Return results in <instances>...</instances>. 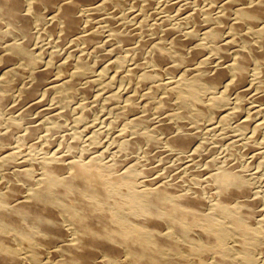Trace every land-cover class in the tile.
Here are the masks:
<instances>
[{
    "label": "bare ground",
    "instance_id": "1",
    "mask_svg": "<svg viewBox=\"0 0 264 264\" xmlns=\"http://www.w3.org/2000/svg\"><path fill=\"white\" fill-rule=\"evenodd\" d=\"M129 1L135 3L141 1L143 3H141L140 9L132 11L130 10L131 7H129L130 11H127L126 7H128L127 2ZM154 1L152 2L154 3ZM199 1L202 2V0ZM205 1L207 3L208 0ZM178 2L180 1L178 0ZM178 2L175 3L178 4ZM169 3L164 2L161 4L163 10L171 9L174 13L158 16L160 19L158 24L159 26L162 25L163 35L159 37L161 33L159 36L157 33H154L159 37L155 39L156 37H151L154 27H150L148 23V12L153 6L151 0H0V100L5 102L8 100L7 107L16 109L17 117L29 122L28 126L25 125L27 127L26 131L22 132L19 138L35 139L33 136L38 134L37 131H43L40 125L46 121L47 124L48 122L51 124L48 119L52 120V124L47 126L45 123L48 127L47 131L55 133L62 122L59 121L60 117L66 116L68 111L66 110L65 112L63 109L65 106L64 98L66 96H76L79 92L86 97L89 96L88 99L86 98L87 101H81L82 105L89 103L98 104V102H101L104 107L109 108L107 114H113V116L111 115L112 117L109 116L111 122L109 124H115L114 126L116 127V121L119 118L122 120L123 117L126 118L124 120L127 126H125L129 127V129L130 127L132 128V144L144 143L143 145H147L152 149L151 147H156L153 145H157V148L158 145L162 146V141H164L167 150L176 149L178 152L184 153V155L188 152L189 155L187 156H191V158L193 155H198L199 157L201 147H198L200 144H196L197 133L190 129L191 126L188 127L189 121H192L194 116L191 114V108L183 102L182 98L180 97L178 100L174 99L173 102H171L172 100L168 101L167 98H161L159 101L154 100L153 103L150 96L152 89L149 92L145 89L146 93H141V97L137 95V84L148 86L153 80V75L158 73L159 68L163 67L164 69V66H161L164 62L161 51L166 49L174 60L178 62L185 61L187 63V68L183 69L184 71L178 77L176 76L179 82L183 83V81L188 80L191 84L198 85V82L205 81L212 88L217 85L220 86L221 93H231L234 95L236 112L240 115L239 126L242 129L246 128L252 114L254 118H256V115H264V0H214L212 6L208 5V8L206 6L205 8H200L195 5L189 8L188 3L184 2L181 5V9H177L176 13L175 8H172V2ZM125 5L127 6L125 7ZM160 10L162 9L160 8ZM155 12L157 13V11ZM34 28H37L35 30L38 31L37 33L34 31ZM42 31L44 35L41 33ZM46 33L51 36V39L52 37H56L59 41L63 40L61 44L63 42L66 43L64 40L69 41V47L65 49L66 54L60 55L61 57L57 56L58 53L61 54L59 46L57 47L59 49L58 53L53 48L49 51L45 50L41 45L46 39L44 42H41V45L36 43L35 40L32 42L33 39L37 41L40 37L42 38ZM234 39L240 40L239 46L233 47ZM38 41H41V39ZM112 41L118 43L117 51L120 49L124 50V52H127L126 55L129 52L135 51L140 55V60L132 61L131 67L126 68L125 63L121 59H110V55L108 54V58L113 61L106 60V62H103L101 70L97 71L100 74V78L104 79L101 75L106 74V70L107 73L110 71L112 79L123 78L125 84H122L119 90H114L115 92L109 89L108 93L102 92L106 87L93 92L91 90L93 86H90V79L81 81L87 76V73L84 71L87 72L89 69L87 64L89 62L86 60L89 56L103 58V52H106L105 47L107 48L109 44L111 45ZM77 43H80L82 47H79L81 45L77 47ZM207 44L210 55L203 58L204 56L201 54L204 53L203 48ZM71 46L77 48H73V51L79 50L82 54L77 55L74 59L73 56L75 55L70 50ZM107 52L110 53V51ZM44 54L47 55L48 59L44 63L38 62L41 67L34 68L33 66L37 61L45 59ZM70 55L74 60L69 57ZM117 55L119 54L117 53ZM56 56L58 59L54 63V59L57 58ZM124 59L126 60V56H124ZM25 65L27 68H30L31 76H29L25 83H21L25 78L22 79L21 77L22 80H20V75ZM165 66L168 70H173V68L170 69V66ZM86 68L88 69L85 70ZM92 68L95 71V68ZM93 75L98 76L96 73ZM88 78L89 76L86 77V79ZM162 85L165 88L169 86L168 83H162ZM11 89L15 90L12 96L8 95ZM91 92L92 95H89ZM48 98H50V102L53 105L55 104L52 110L54 112H51L47 117L44 115L47 113V110L52 109L53 105H51L49 109L41 108L42 110H39L40 113L46 111L44 114L38 113L36 115L33 110L36 116L34 119L32 117L29 118L31 115H28L31 109L34 108L36 110L37 106L38 108L45 106L46 100H49ZM73 98H68V100ZM120 99L122 100L119 101ZM151 103L155 104L156 110L162 109V114L163 109H167L164 110V112H167L166 115L164 113L163 116L157 112L158 114L155 115L156 120L154 119V123L153 121L151 122L153 123V128L159 129L160 133L163 132L165 134V136L163 135L164 139L161 140L155 139V136L154 138H150L146 131L148 119L151 117L148 116L150 114L147 111H149ZM140 106L142 109L140 108L141 110L137 111V108ZM66 107L70 108L71 106ZM33 111H31V114ZM131 111H135V113L127 116ZM74 115L71 114V116ZM228 116L227 118H229ZM90 117H92L91 114ZM58 118L60 119L58 120ZM69 118L67 117L66 119ZM259 118L261 117L259 116ZM77 119L79 120V118ZM36 121L41 122L35 124L34 122ZM1 122L0 125H2ZM67 123L65 122V125ZM263 124L264 119L257 123L258 126H263ZM254 125L256 124L254 123ZM66 126L68 128V125ZM120 126L123 127L122 125ZM255 128L257 127L255 126ZM7 130H0V169H3L0 178L2 179L4 194L7 200H9L7 204L10 210L0 209V232H2L0 234V264H199L198 260L190 252L194 247L198 249L201 255H205L206 258L208 257L210 264H233L231 256L225 252V247L216 240L214 235L210 232L197 233L194 230V225H196L201 217H207L210 220L212 215H220L226 218L227 224L220 223L217 229L224 234H229L233 239L236 237L237 241H235L241 242V244L243 241L240 237L244 235L250 238L257 233L264 234V207L258 208L256 206V203L259 201L258 195L251 193L254 187L252 186L253 188L251 189L248 182L249 177L247 179L244 176L243 170L238 167L239 158V161L236 160L237 158L235 159L236 163L231 162L232 160L228 161L230 160L229 157L228 160H222L221 157L218 162L214 161L216 158L213 161L209 160L207 162L206 168H204L206 176H203L205 187L209 188L210 186L214 190L213 193L211 191L213 196L211 195L212 198L210 197L211 200L209 202L204 197L207 194L204 195L205 193L203 194L202 191L205 187L200 188L198 186L195 172L197 174L200 170L195 169L193 162L191 164L188 163L189 165L187 166L189 170H187L188 174H192L189 172H193V177L188 178V176H185V178L180 179L179 177L178 179L174 178L176 177V171L174 175H154V177L151 175L153 178L149 179L150 174L158 172L155 170L154 173L150 172L154 168H151L152 165L149 164L151 167L146 166V169L150 168V170L148 169L150 174L146 173L149 182L145 180V177H143V181H139L140 179L137 181L134 176L136 166L140 163L136 161L137 165H134V162L133 164L123 162L125 166L121 167L122 171L115 170L112 172L111 170L112 180L122 182L123 179L128 178L131 183L136 185L134 197L135 200L140 202L139 211L141 212V216L138 219L126 216V219L124 218L120 222H115L112 214L106 208L109 199L105 191L106 179L104 180L98 175V169H100L103 159L101 154L103 155V152L96 154L97 151H93L89 154L86 151L85 154H80L79 156L65 155V152L63 154V151H61L60 145L62 144L60 141L59 146L52 147L51 154L48 157H46V154L44 155L43 162L38 164L41 171L38 169L39 175L32 179L29 176L31 170L29 165H32L31 161L35 160L31 158H23L24 160H20L21 164L15 158L18 163H13V169H9L11 168V164L9 165V163L12 161V156H15L17 148L21 147V145L18 146L19 143L13 140V133ZM113 130L115 129L113 128ZM58 131L57 133L59 134ZM97 131L99 132V130ZM240 131L242 130L240 129ZM47 133L39 136H43L42 139L46 141L51 137V133ZM76 133L78 132L74 134ZM14 134L16 133L14 132ZM58 134H54V136ZM62 134L64 135V133ZM62 134L60 133V135ZM54 136L51 138H55ZM204 136H206L205 133ZM15 137L17 138V136ZM66 137H70V135ZM74 137L76 138V135ZM254 137L256 136L254 135ZM75 138L73 139L72 137V140H74L72 142H68L67 140L68 143L66 145L63 144L64 149H73L74 151L75 144L78 142ZM93 138L91 137L90 140L92 141ZM18 140L21 141L20 139ZM240 140L236 139L235 141L240 142ZM54 141L59 140L54 139L52 142L54 143ZM116 142L118 141L116 140ZM206 142L208 143L207 140ZM28 143L30 142L28 141ZM241 143L239 144L242 146ZM115 144L112 145L115 146ZM201 145L203 144L201 143ZM247 145L248 148L246 145L245 147L250 150L252 146ZM31 147L34 148L33 146ZM132 147L130 148L133 150L134 146ZM231 147L229 150L232 149ZM149 148L148 151L150 150ZM210 149L212 151L214 148ZM234 149L237 150V148L233 147L232 153H234ZM85 150L87 149L85 148ZM232 153L229 154L231 157H233ZM105 154L107 153H104V157ZM205 154L204 157L207 158ZM226 154L228 155V153ZM142 155L140 154V157L143 158ZM255 155L254 153L253 156ZM129 156L133 157L131 154ZM151 156L154 157V155ZM165 156H169V154ZM234 156L237 157V154H234ZM123 157L122 161H124ZM144 157L146 158V156ZM156 157L158 156L154 158ZM191 158L189 160H192ZM206 158L205 160L204 158L202 159L206 161ZM33 159L36 158L34 157ZM121 160L119 159V161ZM144 160L141 159L140 161ZM164 160L167 161L168 159ZM193 160L195 161L194 158ZM117 161L114 159L112 163L115 164ZM160 161L162 162L163 160L161 159ZM195 162H198V160ZM118 164H115V166L117 165L116 168L119 167ZM35 166H37V163ZM170 167L172 166L170 165ZM140 168L142 167L140 166ZM165 170L170 169L167 167ZM200 174L202 175L203 173ZM196 177L198 178V176ZM200 186H204V184ZM185 188L187 191L179 194V191L184 192ZM235 204H238L241 210L235 209ZM99 205L105 208L102 213L96 211ZM208 224L210 225L211 223L209 222ZM32 227L37 228L40 232L39 236L33 231ZM14 235L16 243L10 244L11 242L10 240L8 242V238ZM30 244L44 247L46 249L45 255L39 252L40 254L42 253L40 255L37 251H33V249H27L25 252H22L21 249L25 248V245L30 246ZM236 246L230 249L237 250ZM245 256L246 258L241 264H255L253 255L246 254Z\"/></svg>",
    "mask_w": 264,
    "mask_h": 264
},
{
    "label": "rangeland",
    "instance_id": "2",
    "mask_svg": "<svg viewBox=\"0 0 264 264\" xmlns=\"http://www.w3.org/2000/svg\"><path fill=\"white\" fill-rule=\"evenodd\" d=\"M153 0H151V4L154 6H152V5H150V6H152L151 8H153V9H151L150 8V10H149V18H148V23H149V25H150V27H154V29H152V31H153V35H151V37H153V38H155V39H158L159 37H161L162 35H163V32H162V30L163 29H161L162 28V25H161V23H160V25L161 26H159V17L162 15V14H167L168 13V15H171V14H173L174 12L173 11H171V9H165V10H163V7H162V5L161 4H163L164 2L165 3H171L172 2V8L174 7L175 8V13H176V11H177V9H181V5H182V3H188V5L190 6L189 8H191V6L193 7L194 5L195 6H198V7H200V8H205V6H206V8H208V5H210V6H212V4H213V2H214V0L212 1V0H208L207 1V3H206V1L205 0H202V2H200L199 0H179L180 2H178V0L176 1V0H164V2H163V0H155L154 1V3L152 2ZM159 1V2H158ZM161 1H162V3H161ZM169 1V2H168ZM188 1V2H187ZM190 1V2H189ZM212 1V2H211ZM138 3H135V2H131V1H129V2H127L128 3V7H126L127 5H125V7L127 8L126 10L127 11H130V10H136V9H140L141 7V3H143V2H141V1H137ZM156 2V3H155ZM178 2V4H176V3ZM191 2L193 3L192 5H191ZM209 2V3H208ZM132 3H133V5H132ZM169 3V4H170ZM173 3H175V4H173ZM180 3V4H179ZM199 3V4H198ZM129 4H130V6H129ZM201 4V5H200ZM203 4H204V7H203ZM206 4V5H205ZM156 5V6H155ZM161 6V7H160ZM129 7H131L130 8V10H129ZM134 7V8H133ZM160 8L162 9V10H160ZM126 10H124L125 12H127ZM153 10V11H152ZM161 12H163V13H161ZM172 10H174V9H172ZM152 11V12H151ZM155 11H157V13L155 12ZM168 11V12H167ZM151 12V13H150ZM157 14H155V13ZM165 12V13H164ZM155 15H154V14ZM150 14H152V15H150ZM153 16V17H152ZM159 16V17H158ZM155 17H156V19H155ZM158 20V21H157ZM156 21H157V24H156ZM42 26V25H41ZM159 26V27H158ZM42 27H44V26H42ZM37 29V28H36ZM35 28H34V31L36 30ZM160 30V31H159ZM155 31V32H154ZM36 33L38 32V31H35ZM36 33H34V34H36ZM41 33H43V31L41 32ZM154 33H157L158 34V36H159V34H160V36L159 37H157V35L156 34H154ZM43 35H44V33H43ZM35 36V35H34ZM50 39H49V38ZM56 38V37H55ZM55 38H53L52 37V39H51V36H49L47 33H46V35L45 36H43L42 38L40 37V39H41V41H38V40H40V39H37V41H36V39H33L32 40V42L35 40V42L36 43H38L39 45H41V42H44L45 41V39H46V41L44 42V43H42V45L41 46H43L44 47V49L45 50H52V48L54 49V51H56L57 53H58V50L60 49L61 51H59L61 54H57V56L59 57L60 55L61 56H63L64 54H66V51H65V49L66 48H68L69 47V41H67V40H64V41H66V43L65 42H63V44H61V42L63 41H59L57 38L55 39ZM55 39V40H54ZM50 40H52V41H56V42H52V41H49ZM58 40V41H57ZM34 42V43H35ZM40 42V43H39ZM59 42V43H58ZM233 47H237V46H239L240 45V40L239 39H234L233 40ZM44 44V45H43ZM52 44H53V46H52ZM68 45V46H65V45ZM47 45V46H46ZM56 47H55V46ZM79 45H81L80 43H77L76 44V46L78 47ZM236 45V46H235ZM46 46V47H45ZM52 46V47H51ZM59 46V47H58ZM59 49H58V48ZM79 47H82V45L81 46H79ZM51 48V49H50ZM57 48V50H55ZM63 48V49H62ZM73 48L75 49L76 47L75 46H71L70 47V50H72V52H73V54L75 55V56H73L74 57V59L77 57V55L79 56L80 54H82L79 50H74L73 51ZM117 48H118V43L116 42V41H112L111 42V45L109 44V46H107V48L105 47V50H106V52L104 51L103 52V58H96V56H94V57H91V56H89L88 58H87V60L86 61H88L90 64H92V65H90L89 63H87L88 64V68H86L85 70H87V72L86 71H84L85 73H87V76H89V78L88 79H86V77L87 76H85V78H83V79H85V80H81L82 82L83 81H86V80H89L90 79V86H93V87H91V90L94 92V91H96V90H99V89H102V88H105L102 92H106V93H108V89L109 90H111V91H114V90H119L120 89V86L122 85V84H125V81H124V79L123 78H117V79H112L111 78V75H110V71L107 73V71L105 70V72H106V74H103V75H101V77H103L104 79H101L100 78V74H99V72H97V71H100L101 70V66H102V64H103V62H106V60H110V59H116V60H119V59H121L122 61H123V63H125V67L126 68H130L131 67V65L133 64V62L132 61H139L140 60V55L139 54H137V52H129L128 54H129V56H130V59L128 60V58H129V56H128V54L126 55V53L127 52H124V50H118L117 51ZM77 49V48H76ZM108 49V50H107ZM107 51H110V53L109 52H107ZM63 52V53H62ZM65 52V53H64ZM76 52H79V53H76ZM122 52V53H121ZM203 52L205 53V52H207V53H203V54H201V55H203L204 57L203 58H206V57H208L210 54V52L208 51V44L207 45H205V47L203 48ZM71 53V52H70ZM104 53H106V54H104ZM117 53L120 55H117ZM124 53H125V55H124ZM202 53V52H201ZM72 53H71V55H73ZM110 55V59L108 58L109 57V55ZM131 54H132V56H131ZM161 54H162V56H163V58H164V62H165V64H164V62H163V64L161 65V66H164V69H163V67H161V68H159V71H158V73H155L154 75H153V77H152V81H151V84H149L148 86L147 85H141V84H137L136 86H137V95L139 96V97H141L142 96V94L141 93H146L145 92V89H146V91L147 92H149L150 91V89H152L151 90V92H150V96L152 97L150 100H151V102H153L154 100H156V101H159L161 98H167V100L168 101H170V100H172L171 102H173L174 101V99L175 100H178L180 97L182 98V100H183V102L185 103V104H187V106H189L190 108H191V114H192V116H194L193 118V120L192 121H189L190 123V125L188 124V127L189 126H191L190 127V129L192 130V131H196V133H197V141H196V144L198 145V144H200V145H198V147H201L200 149L203 151V152H205V153H203L201 150H200V153H199V157H198V155H193L192 156V158H191V156L189 157V156H187V155H189V153L188 152H186L185 153V155H184V153H181V152H178L176 149H174L175 150V152H174V150L173 149H169V150H167L166 149V145H165V142L164 141H162L163 142V144H162V146L161 145H158V148H157V145H153V146H156L155 148L154 147H151L152 149H150L147 145H143L142 143L141 144H132V139H133V136H132V133H131V131H132V128L130 127V129H129V127H126L127 125V123H126V121L124 120V119H126V118H124L123 117V120L121 119V118H119L118 119V121H116L117 123H116V127L114 126V125H112V124H109V123H111L110 122V117H112L113 116V114H107L108 112H109V108L108 107H104L103 106V104L100 102H98V104H94V103H89V104H84V105H82L81 103L82 102H85V101H87L86 100V98L88 99L89 98V96L88 97H86V96H84L82 93H77V95L79 94V96H75V95H73L72 97L71 96H66L65 98H64V104H65V108L63 107V109L65 110V112H66V110H68L69 111V114H68V111H67V114H66V116L69 118V116H71V114L72 115H76L77 116V118H79V120L77 119V118H75L76 116L74 115V116H71V118H69V119H66L67 117L66 116H63V118L62 117H60V118H58V120L59 121H62L61 122V125H60V127L58 128V130H60V128L61 127H63L60 131H58L59 132V134L57 133V131H55V133L54 134H58L57 136L55 135L54 136V134L52 133V132H50L49 133V131H47V126L48 125H51L52 124V120L51 119H48L50 122H51V124L48 122V124L46 123V122H44V124H42V125H40V127L42 128V130L43 131H41V130H38L37 131V133L38 134H36V136H37V138H36V136H33V137H35V139L33 138V140L32 139H30V138H28V139H23L22 137H20L19 138V135H22L21 133L22 132H25L26 131V129H27V127L26 126H28L29 125V122L26 120V121H23L24 119H22V118H18L17 117V111H16V109H14V108H12V107H7L8 106V100L5 102V101H1L0 100V121H2L1 123H2V125H0V130H6V129H8L7 131H10V133H13L12 135V137H13V140L14 141H16V143H19L18 144V146H20L21 145V147H18L17 148V152H16V154H15V156L13 155L12 156V161H14V162H10L9 163V165L11 164V168H9L10 170H12L13 169V167L14 166H12V165H14L13 163H18V162H20V160H24V159H26V158H31L32 160H35V161H31V163H32V165H29V167L31 168V170H30V172H29V176H30V178H36L38 175H39V171H41L40 170V167H38V164L39 163H42L43 162V160H44V158H45V154H46V157H48V155H50L51 153V150H52V147L53 146H59L60 145V141H61V144L62 145H60L61 147V151H63V154H64V152H65V155H69V156H79L80 154H85V152L86 153H91V152H93V151H97V153L96 152H94V153H96V154H101L102 152H103V155H104V153H107V154H105V157L101 154V157L104 159H102V162H101V167H100V169H98V175L101 177V178H103L105 181H106V189H105V191L107 192V194H108V196H109V199H108V202H107V204H106V208H107V210H109V212L112 214V217H113V219H114V221L115 222H120V221H122L126 216H129V217H134V218H136V219H138L139 218V216H141V212L139 211V208H140V202H138L137 200H135V197H134V194L136 193V185L135 184H133V183H131V181H129V179L128 178H126V179H123V181L122 182H120V181H113L112 180V175H111V170H112V172L113 171H122V168H123V166H125V164L123 163V162H125L126 164H133V162L135 163L136 161L138 162V163H140L138 166H136V171H135V173H134V176H135V178L137 179V181L139 180V181H143V177H145L144 179L147 181V182H149V179L150 178H153L154 177V175L156 176V175H167V176H169L170 174L172 175H174L176 172V174H175V176L176 177H174L175 179H178V177H179V179L180 178H185V176L187 177L188 176V178H190V177H193V172H189V173H192V174H188V168H187V166L189 165V164H191V162H193L194 163V167H195V169H197V170H200V172H197V174H200V173H203L202 175L200 174V175H197L196 174V172H195V178L196 179H198V186L200 187V188H202V187H205V182H204V177L206 176V174H205V169L204 168H206V165H207V162H209V160L211 161H213V159H215L214 161L215 162H218L219 161V159L221 158L222 160H228V157L230 158V160H228V161H231V162H237V161H239L237 164H238V167L240 168V169H242L243 170V173H244V176H246V178L248 179V177H249V179H251V181H249V179H248V182L250 183V186H251V189H252V192L251 193H253L254 195H258V199H259V201L256 203V206H258V208H263L264 206V124H263V126L261 125V126H258L257 125V123H259V122H261L263 119H264V115L262 114V116L261 115H256V118H254V116H253V114L251 115V124H250V121H249V123H248V125H253V126H246V128H243L244 129V131H243V129L239 126V121H240V115H238L237 114V112H236V109L237 108H235V106H236V101H235V99L233 98L234 97V95L233 94H224V93H221V89H220V86H214V88H212V87H210L209 86V84H207V82H205V81H200V82H198V85H193V84H191L188 80H185V81H183V83H181V82H179V80H178V76H179V74H181V72H183L186 68H187V63L185 62V61H176V60H174L173 59V57H171V55L169 54V51L166 49V50H162L161 51ZM69 56V57H71L72 59H73V57L72 56ZM105 55H106V57H105ZM56 56V57H57ZM60 56V57H61ZM123 56V57H122ZM124 56H126V60L124 59ZM58 57L57 58H55L54 59V63H56V59H58ZM90 57H91V59H90ZM118 57V58H117ZM131 57H132V59H131ZM44 58L45 59H43V60H41L40 59V61H37L35 64H34V68H39V67H41V65L39 64V63H44L47 59H48V57H47V55H45L44 54ZM165 58H167V60H165ZM73 59V60H74ZM103 59V60H102ZM105 59V60H104ZM134 59V60H133ZM171 59V60H170ZM90 60V61H89ZM101 60V61H100ZM113 60H110V61H113ZM169 60V61H168ZM94 63H93V62ZM97 61V62H96ZM39 62V63H38ZM101 62V64H99V63ZM168 63V64H167ZM171 63V64H170ZM186 64V65H185ZM99 65V66H98ZM165 65H168V66H170V69L171 68H173V72L171 71V70H168L167 69V67L165 66ZM94 67L95 68V66H97V67H99V68H95V71L93 70V68L92 67ZM27 66L25 65L24 66V68H23V70H22V72H21V75H20V80H22L24 77V79H23V81H21V83H25V81H27L28 80V78H29V76H31V74H30V68L28 67L27 69ZM166 68V69H165ZM162 71H161V70ZM184 69V70H183ZM90 75H89V74ZM94 73H96V74H98V76L97 75H93ZM108 74V75H107ZM96 76V77H95ZM177 76V77H176ZM21 77H22V79H21ZM92 77V78H91ZM98 79V80H97ZM188 81V82H187ZM162 83H168V85L169 86H167V88H165L164 87V85H162ZM93 84V85H92ZM107 84H108V87H107ZM154 84V85H153ZM110 85V86H109ZM150 86H152L151 88H149ZM93 88V89H92ZM155 88V89H154ZM220 90H219V89ZM12 92V93H11ZM115 92V91H114ZM14 93H15V90H13V89H11V91L10 92H8V95L10 94L11 96L12 95H14ZM139 94H141V95H139ZM89 95H92V92L89 94ZM74 97V98H73ZM85 97V98H84ZM139 97H138V99H139ZM173 97V98H172ZM68 98H73V99H69L68 100ZM76 98V99H75ZM85 100H84V99ZM49 100H46V104H45V106H40V108H38V106H37V108H36V110L33 108V109H31V111H35V114L36 115H38V113L39 114H42V113H40V111L42 110L41 108H44V109H46V108H48L49 109V107H51V105H53V103L52 102H50V98H48ZM68 101H67V100ZM122 99H120L119 101H121ZM82 101V102H81ZM48 102V103H47ZM66 102H69V103H67L66 104ZM6 103V104H5ZM52 103V104H51ZM154 103V102H153ZM153 103H151V107L152 106H154V107H150L148 110L149 111H147L148 112V114H150V115H148V116H151V117H149V119H148V122H147V133L149 134V137L151 138H154V136H155V139H164L163 137L165 136V134H163V132H161L160 133V131H159V129H156V128H153V123H154V121L156 120V117H155V115L156 114H158L157 112H159L160 113V115L162 114V109H160V110H156V107H155V104H153ZM1 104H4V105H1ZM94 106H93V105ZM55 105V104H54ZM54 105L52 106V109L50 108L49 109V111L47 110V113H46V111L44 112V113H46V114H44L46 117L47 116H49L50 114H51V112L53 113L54 111H52L54 108ZM58 105V104H57ZM118 105V104H117ZM47 106V107H46ZM59 106V105H58ZM66 106H68V107H70V108H67ZM87 106V107H86ZM92 106H93V108H92ZM95 106H97V107H95ZM102 106V107H101ZM119 106H120V103H119ZM104 107V108H103ZM8 108V109H7ZM142 109V107L140 106V107H138L137 109V111H140L141 109ZM69 109H71V110H69ZM75 109V110H74ZM96 109V110H95ZM105 109V110H104ZM1 110H2V112H1ZM6 110V111H5ZM10 110V111H9ZM40 110V111H39ZM60 110H62L61 108H60ZM153 110V111H152ZM164 110H167V109H163V116H164V113H165V115L167 114V112H164ZM14 111V112H13ZM16 111V112H15ZM31 111L29 112V115L28 116H30L29 118H35V114H34V111L32 112V114L34 115H32L31 114ZM108 111V112H107ZM161 111V112H160ZM7 114H6V113ZM70 112H72V113H70ZM75 112V113H74ZM88 112H90L89 114H87ZM155 112V113H154ZM2 113V114H1ZM6 115H5V114ZM8 113H9V115H8ZM79 113V114H78ZM84 113V114H83ZM99 113V114H98ZM101 113V114H100ZM135 113V111H131V112H129L128 114H127V116H129V114H130V116L131 115H133ZM154 115H153V114ZM229 115H227V114ZM233 115H232V114ZM90 114L92 115V117H90ZM107 114V115H106ZM152 114V115H151ZM112 115V116H111ZM229 117V118H227V116ZM238 115V116H237ZM86 116V117H85ZM87 116H88V118H87ZM99 116V117H98ZM110 116V117H109ZM258 116V117H257ZM259 116L261 117V118H259ZM15 117V118H14ZM107 117V118H106ZM153 117V118H152ZM239 117V118H238ZM11 118H13V119H11ZM65 118V119H64ZM74 118V119H73ZM85 118H86V120H85ZM100 118V119H99ZM32 119V120H33ZM65 121H64V120ZM89 119V120H88ZM108 119V120H107ZM120 119H121V121H120ZM155 119V120H154ZM257 119H259V120H257ZM14 120V121H13ZM74 120V121H73ZM150 120V121H149ZM195 120V121H194ZM256 122H255V121ZM56 121V120H55ZM69 121H70V123H69ZM79 121V122H78ZM97 121V122H96ZM125 123H124V122ZM153 121V123H151ZM259 121V122H258ZM23 122H25V123H23ZM27 122V123H26ZM39 122V121H38ZM37 121L36 122H34L35 124H39ZM65 122L67 123L66 125H68V128L70 129H68L67 128V126L65 125ZM72 122V123H71ZM74 122V123H73ZM104 122V123H103ZM192 122V123H191ZM238 122V123H237ZM256 124V125H254V123ZM45 123H46V125H45ZM77 123V124H76ZM89 123V124H88ZM4 124V125H3ZM13 124V125H12ZM76 125V126H73V125ZM104 124V125H103ZM26 125V126H25ZM63 125H65V126H63ZM120 125H122L123 127H121ZM126 125V126H125ZM152 125V126H151ZM193 125V126H192ZM194 125H195V128H194ZM238 125V126H237ZM7 126V128H5V127ZM100 126H101V128H100ZM109 126H113V127H109ZM118 126V127H117ZM125 126V127H124ZM129 126V125H128ZM255 126L257 127V128H255ZM10 127V128H9ZM67 129H66V128ZM104 127V128H103ZM152 127V129H150ZM240 127V128H239ZM14 128V129H13ZM25 128V129H24ZM44 128V129H43ZM73 128V129H72ZM75 128V129H74ZM113 128L115 129V130H113ZM125 128V129H124ZM194 128V129H193ZM239 128V129H238ZM14 130V132L16 133V134H14V132H13V130ZM40 129V128H39ZM46 129V130H45ZM66 129V130H65ZM80 129V130H79ZM111 129V130H110ZM198 129V130H197ZM240 129L242 130V131H240ZM253 129H255V130H253ZM21 130V131H20ZM65 130V131H64ZM73 130H75L74 132H73ZM97 130H99V132L97 131ZM151 130V131H150ZM201 130V131H200ZM12 131V132H11ZM17 131V132H16ZM45 131H47L50 135H51V137H55V138H51L50 137V139H48V140H46L45 141V139H42V137L43 136H39V135H43V134H46L47 132H45ZM69 131V132H68ZM115 131V132H114ZM199 131V132H198ZM259 131V132H258ZM71 132V133H70ZM75 132H80L79 134L78 133H76V134H74ZM97 132V133H96ZM255 132H256V134H255ZM41 133V134H40ZM47 133V134H48ZM60 133L62 134V133H64V135L62 134V135H60ZM95 133V134H94ZM119 133V134H118ZM204 133H205V135L207 136H204ZM254 133V134H253ZM71 134H73L72 136H71ZM77 134H78V136H77ZM97 134V135H96ZM253 134V135H252ZM70 135V137H66V136H69ZM76 135V138L74 137ZM92 135V136H91ZM117 135H118V137H117ZM164 135V136H163ZM205 137H203V136ZM251 135H252V137H251ZM254 135L256 136V137H254ZM15 136H17V138L15 137ZM39 136V137H38ZM58 136H59V138H58ZM89 136V137H88ZM93 138V137H95V138H93L92 139V141L90 140V138L91 137ZM109 136V137H108ZM132 136V137H131ZM202 136V137H201ZM15 137V138H14ZM66 137V138H65ZM72 137H73V139L75 138V140L77 139V143L75 144V152L73 151V149L72 150H69V149H67L66 147V149H64V147H63V144H67L68 142H72V141H74V140H72ZM114 137V138H113ZM117 137V138H116ZM40 138V139H39ZM89 138V139H88ZM208 138V139H207ZM18 139H20L21 141H19ZM59 140V141H54V143L52 142L53 140ZM65 139V140H64ZM240 140V142H238V141H235V140ZM252 141V144H251V141ZM23 140H25V141H23ZM42 140H44V141H42ZM67 140H68V142H67ZM108 140V141H107ZM112 140V141H111ZM116 140L118 141V142H116ZM206 140L208 141V143L206 142ZM28 141L30 142V143H28ZM35 141V142H34ZM87 141H89V142H87ZM205 143H204V142ZM232 141H234L233 143H232ZM250 143H249V142ZM21 142H22V144H21ZM25 142V143H24ZM28 143V145H27V143ZM32 142H34V143H32ZM48 142V144H46ZM56 142H57V144H56ZM64 142V143H63ZM66 142V143H65ZM113 142V143H112ZM122 142V143H121ZM200 142V143H199ZM238 142V144L239 143H241L242 144V146L239 144H236ZM246 142V143H245ZM81 143V144H80ZM90 143V144H89ZM91 143H93V144H91ZM119 144V145H116V144ZM201 143L203 144V145H201ZM209 144L208 146H207V144ZM44 144V145H43ZM53 144H55V145H53ZM79 146H78V145ZM112 144H115V146L114 145H112ZM121 144H123V145H121ZM206 144V146H204ZM231 144V145H230ZM235 144V145H234ZM247 144H249V146L251 147L250 148V150L249 149H247L248 148V145ZM251 144V145H250ZM47 145V146H46ZM64 145V146H65ZM141 145V146H140ZM230 145V146H229ZM238 145V146H237ZM245 145H246V147H245ZM31 146H33L34 148H32ZM120 146V147H119ZM132 146H134V149L133 150H135V152H136V154L139 156H137L136 154H134L135 152H133V150L131 149V148H133ZM215 146V147H214ZM218 146V147H217ZM229 146V147H228ZM231 146H233L234 148H237V150L236 149H234L233 151H234V153H232V149H233V147H231ZM42 147V148H41ZM63 147V148H62ZM92 149H91V148ZM124 147V148H123ZM131 147V148H130ZM136 147V148H135ZM143 147V149L141 150V148ZM144 147H145V149H144ZM146 147H148L150 150L148 151V148H146ZM160 147V148H159ZM209 147V148H208ZM230 147L232 148L231 150H229L230 149ZM244 147V148H243ZM21 148V149H20ZM34 149V150H32V149ZM36 148V149H35ZM77 148H78V150H77ZM82 148V149H81ZM85 148L87 149V150H85ZM97 148V149H96ZM108 148V149H107ZM130 148V150H128ZM156 148H157V150H156ZM164 149V152H163V149ZM204 148V149H203ZM210 148H214L212 151H211V149ZM242 149V151H241V149ZM42 149V150H41ZM96 149V150H95ZM104 149V150H103ZM107 150V152H106V150ZM121 151V153H120V151ZM124 149H127V150H124ZM137 149V150H136ZM154 149V150H153ZM162 149V150H161ZM208 149H210V151H208ZM239 149V150H238ZM18 150H20V151H18ZM36 150V152H34ZM66 150V151H65ZM88 150H89V152H88ZM92 150V151H91ZM125 152H123V151ZM132 150V151H131ZM141 150V151H140ZM206 150V151H205ZM229 150V151H228ZM69 151H70V153H69ZM77 151V152H76ZM81 151H83L82 153H81ZM99 151V152H98ZM114 151H116L115 152V154H114ZM127 151H129V153H127ZM144 151V152H143ZM148 151V152H147ZM153 151H154V154H153ZM165 151H169L168 153L167 152H165ZM254 151V152H253ZM72 152H74V153H72ZM123 152V153H122ZM131 152V153H130ZM140 152V153H139ZM145 152H146V154H145ZM156 152V153H155ZM207 152H208V154H207ZM232 153V156L233 157H231L229 154H231ZM236 152V153H235ZM23 155H22V154ZM28 153V154H27ZM31 153V154H30ZM44 153V154H43ZM69 153V154H68ZM71 153H72V155H71ZM121 155H120V154ZM150 155H149V154ZM166 153V154H165ZM176 153V154H175ZM216 153V154H215ZM219 153V154H218ZM223 155H222V154ZM226 153H228V155L226 154ZM254 153L257 155H255V156H253L254 155ZM37 154H38V156H37ZM111 154V155H110ZM117 154V156H115ZM125 154L126 155V157H125V155H124V157H123V155ZM133 155V157H131V156H129V155ZM140 154L143 156V158L142 157H140ZM157 154V155H156ZM167 155V154H169V156H165V155ZM171 154V155H170ZM203 155V157H202V155ZM204 154H205V156L207 155V158L206 157H204ZM217 154H218V156H219V158H217L218 156H217ZM225 154H226V156H225ZM234 154L236 155L237 154V157L236 156H234ZM17 155V156H16ZM36 155V156H35ZM107 155V156H106ZM136 155V156H135ZM151 155H154V157L155 156H158V157H156V158H154L153 156H151ZM209 155V156H208ZM216 155V156H215ZM239 155V156H238ZM19 156V157H18ZM33 156V157H32ZM44 156V157H43ZM113 156V157H112ZM129 156V157H128ZM144 156H146V158L144 157ZM147 156H149V157H147ZM213 156H215V157H213ZM14 157V158H13ZM18 157V158H17ZM36 158V159H33V158ZM109 157H110V159H109ZM116 157V158H115ZM122 157H123V160L124 161H122L121 159H122ZM135 157V158H134ZM151 157H153V158H151ZM168 157V158H167ZM183 157V158H182ZM201 157V158H200ZM212 157V158H211ZM17 159V161H16V159ZM24 158V159H23ZM138 158V159H137ZM145 159L144 161H140L141 159ZM149 158V159H148ZM185 158V159H184ZM192 159V160H189V159ZM193 158L195 159V161H197L198 160V162H195L194 160H193ZM200 160H199V159ZM202 158H204V160H205V158H206V161H204ZM224 158V159H223ZM227 158V159H226ZM237 158V159H236ZM238 158H239V160H238ZM19 159V160H18ZM114 159H116V160H118L117 161V163H115V164H118L119 165V167L118 168H116V166H115V164L114 163H112V161L114 160ZM119 159L121 160V161H119ZM133 159V160H132ZM136 159V160H135ZM152 159V160H151ZM156 161H155V160ZM159 159V160H158ZM163 160L162 162L160 161V160ZM164 159H168L167 161L166 160H164ZM202 159V160H201ZM218 159V160H217ZM234 159V160H233ZM237 161H236V160ZM148 160V161H147ZM158 160V161H157ZM208 160V161H207ZM104 161H106V162H104ZM108 161H110V162H108ZM129 161V162H128ZM165 161V162H164ZM201 161H202V163H201ZM204 161V162H203ZM35 162V163H34ZM128 162V163H127ZM132 162V163H131ZM144 162V163H143ZM147 162H149L148 164H147ZM150 162H153V163H150ZM156 162V163H155ZM159 162V163H158ZM164 162V163H163ZM179 162V163H178ZM199 162H200V164H199ZM205 162H206V164H205ZM36 163H37V166H35L36 165ZM120 163H122V164H120ZM142 163V164H141ZM155 163V164H154ZM161 163V165H159ZM177 163V164H176ZM189 163V164H188ZM204 163V164H203ZM20 164H21V162H20ZM152 165V167L150 166V165ZM162 164H164V165H162ZM176 164V165H175ZM204 166H203V165ZM236 164V165H237ZM242 164V165H241ZM8 165V166H9ZM134 165H137L136 163L134 164ZM161 167V169H160V167ZM170 165L173 167H170ZM8 166H7V169H8ZM140 166L142 167V168H140ZM146 166H149V167H151V168H154V169H152L153 171H150V172H152V173H154L155 171H158V172H155V174H150V172L148 171V169L150 170V168H148V169H146ZM156 166V167H155ZM158 166V167H157ZM166 166V167H165ZM10 167V166H9ZM24 167V166H23ZM23 167H21V168H23ZM38 167V168H37ZM122 167V168H121ZM141 169H139V168ZM145 167V168H144ZM164 167V168H163ZM167 167H168V169H170V170H165V169H167ZM177 167V168H176ZM185 167V169H183L182 170V168H184ZM199 167V168H198ZM159 168V169H158ZM172 168V169H171ZM38 169H39V171H38ZM119 169H121V170H119ZM139 169V170H138ZM175 169V170H174ZM177 169V170H176ZM204 171H203V170ZM246 169V170H245ZM3 170V169H2ZM2 170L0 169V175H1V173H3L2 172ZM34 172H33V171ZM146 172H145V171ZM155 170V171H154ZM165 170V171H164ZM181 170L185 173V175H184V173L182 174V172H181ZM188 170V171H187ZM202 170V171H201ZM32 171V172H31ZM176 171V172H175ZM187 173H186V172ZM246 171V172H245ZM180 172V173H179ZM249 172V173H248ZM31 173V174H30ZM149 175V177H148V175ZM160 173V174H159ZM162 173H164V174H162ZM186 174H188V175H186ZM151 175L153 176V177H151ZM182 176V177H181ZM184 176V177H183ZM196 176H198V178L196 177ZM204 176V177H203ZM254 178H252V177ZM1 177V176H0ZM149 179H148V178ZM202 177V178H201ZM135 178H134V180H135ZM148 179V180H147ZM144 180V181H145ZM253 180V181H252ZM200 181H202V182H200ZM258 184H257V183ZM204 184V186H200V185H203ZM253 184V185H252ZM256 186H255V185ZM253 186V187H252ZM3 188V184H2V179L0 178V209L1 210H3V209H5V210H7V211H9L10 210V207H9V205L7 204L8 203V201L9 200H7V197L5 196V194H4V190L2 189ZM2 189V190H1ZM186 189V188H185ZM211 189V190H210ZM258 190V191H257ZM187 191V189L184 191V192H182V191H179V194H181V193H185ZM203 191V194L204 195H206L207 194V196H204L205 197V200L206 201H210L211 200V198H212V196H213V189H212V187H210L209 186V188L208 187H205V189H203L202 190ZM205 191H207V192H205ZM210 191V192H209ZM211 191H212V193H211ZM257 191V192H256ZM255 192V193H254ZM258 192H259V194H258ZM262 192V193H261ZM211 193V194H210ZM260 194H262V195H260ZM212 195V196H211ZM207 197V198H206ZM211 197V198H210ZM262 197V199L260 200V198ZM5 202V203H4ZM7 204V205H6ZM222 205V204H221ZM234 208L235 209H239V210H241V208H240V206L238 205V204H235V206H234ZM105 208L103 207V206H101V205H99L97 208H96V211H98V212H100V213H102L103 212V210H104ZM1 219V218H0ZM126 219V218H125ZM211 223L210 225L208 224L209 222ZM26 223V222H25ZM24 223V224H25ZM227 224V220H226V218H224L223 216H220V215H212L211 216V218H210V220L207 218V217H201L198 221H197V223H196V225H194V230L197 232V233H203V232H210L212 235H214L215 236V238H216V240L217 241H219V243L220 244H222L224 247H225V252H227V254L229 255V256H231V260H232V262H233V264H241V262L246 258V254H249L250 256L251 255H253V257H254V259H255V264H263V258H262V256L264 255V234L263 233H257L255 236H251L250 238H248V236L247 235H244V236H242V237H240L241 238V240L243 241L242 242V244H241V242H236L237 240V238L235 237L234 239L228 234H224V233H222L220 230H218L217 229V226H219L218 224ZM33 228V231H35V233L37 234V236H39V231L37 230V228H35V227H32ZM205 231H204V230ZM200 231V232H199ZM2 232H0V234H1ZM9 237V236H8ZM46 237V236H45ZM232 239V240H231ZM9 240H10V244H14V243H16V238H15V235L14 236H10L9 238H8V242H9ZM236 240V241H235ZM231 241V242H230ZM232 244V245H231ZM237 245L236 247H237V250H238V252H240L239 254H237L238 252H237V250H232V249H230V248H232V247H235V245ZM245 247V248H247L246 249V251H245V248L243 247V246ZM22 247H24V246H22ZM28 247V248H27ZM31 247V248H30ZM37 247H38V249H37ZM44 247H39V246H34L33 244H30V246L28 245V246H26L25 245V248H23V249H21L22 250V252H25V250H27V249H33V251H37L38 253L39 252H42L43 254H44V252H45V248L43 249ZM24 250V251H23ZM230 250V251H229ZM191 252V255L195 258V259H197L198 260V262H199V264H210V262H209V259H208V257L206 258V256L205 255H201L200 254V252L198 251V249L197 248H192V250L190 251ZM262 254H261V253ZM42 253L40 254V255H42ZM232 253V254H231ZM237 255H236V254ZM234 254V255H233ZM45 255V254H44ZM233 256H235V257H237V258H235V257H233ZM199 258V259H198ZM206 259H207V261H206ZM262 262V263H261Z\"/></svg>",
    "mask_w": 264,
    "mask_h": 264
}]
</instances>
